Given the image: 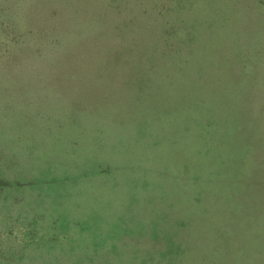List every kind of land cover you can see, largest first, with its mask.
<instances>
[{
	"label": "rangeland",
	"instance_id": "374dc122",
	"mask_svg": "<svg viewBox=\"0 0 264 264\" xmlns=\"http://www.w3.org/2000/svg\"><path fill=\"white\" fill-rule=\"evenodd\" d=\"M0 264H264V0H0Z\"/></svg>",
	"mask_w": 264,
	"mask_h": 264
}]
</instances>
